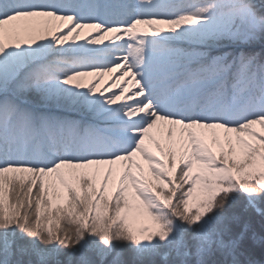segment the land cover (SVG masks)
<instances>
[{
    "label": "rangeland",
    "instance_id": "obj_1",
    "mask_svg": "<svg viewBox=\"0 0 264 264\" xmlns=\"http://www.w3.org/2000/svg\"><path fill=\"white\" fill-rule=\"evenodd\" d=\"M126 1L115 0L130 11L139 10L141 16L131 17L124 25L116 26L117 23L110 22L103 24L105 27L98 23L104 20L103 15L109 7L114 9V4L111 0H85L81 11L60 17L61 27L54 30L58 32L50 39L45 51H64L63 46L69 39L77 49L93 54L82 66L95 64V68L89 72L80 71L73 78L79 89L91 93L96 110L104 112L101 123L105 131L100 134H106L107 139L100 135L85 143L84 146L89 147L86 153L89 158L77 165L74 162L57 165L61 164L62 171L67 165L77 172L94 173L97 177L95 196L110 199L117 190H122L128 202L119 207L116 218L122 220L138 240V248L142 249L152 246L160 236L176 235L182 239L186 228L184 215L192 216L194 223L204 205L225 190L226 181L234 184L235 180L249 178L264 190V124L259 122L258 135L253 138L229 133L233 128L239 129L264 116V101L258 102L253 94L242 102L238 101L242 95L229 103L225 98L209 100L200 79L204 69L183 63L170 66L166 58L157 53L154 47L159 39L187 38L200 42L199 37L191 34V21L196 14V7L191 2L130 0V5H125ZM204 22L212 26L215 21L207 19ZM4 27L5 22L0 20L2 47L5 45L1 36ZM101 55L108 57L106 63ZM13 61L10 68L4 67L3 80L17 73L23 61L21 53ZM239 80L241 82L242 78ZM155 81L158 84L150 86ZM247 83H242L239 90L247 87ZM250 85L256 89L260 84L252 82ZM62 86L60 82L48 84L44 86L42 96L56 99ZM156 94L153 103L152 97ZM38 95L39 92L31 93L30 97L35 100ZM202 100L207 104L197 115L193 114ZM115 110L121 114H114ZM135 115L138 116L137 124L133 126L130 118ZM128 127L136 131L126 133L129 141L125 147L129 149L113 147L119 140H115L110 129L117 131ZM84 155L85 152L80 156ZM231 158L237 162L232 163ZM19 169L16 168L19 174H30L31 184L39 183L41 191L44 190L47 200L43 202L42 212L47 211L54 219L59 213L54 208L69 201L68 186L62 174L54 167L41 174L38 169ZM3 174L0 170L1 204L9 199L8 183ZM145 184L148 190L143 186ZM183 185H186L184 189ZM232 186L234 188L236 184ZM182 194L185 197H181ZM152 196L161 202L154 201L155 206H149ZM175 196L177 200L178 197L184 199L187 213L183 216L178 201L173 200ZM85 201L90 202L89 199ZM184 249L188 252L187 247Z\"/></svg>",
    "mask_w": 264,
    "mask_h": 264
},
{
    "label": "trees",
    "instance_id": "obj_2",
    "mask_svg": "<svg viewBox=\"0 0 264 264\" xmlns=\"http://www.w3.org/2000/svg\"><path fill=\"white\" fill-rule=\"evenodd\" d=\"M213 3L215 9L223 12V22L217 29H204L203 37L221 45L245 44L232 55L230 47L218 51L213 61H243L250 70L253 64L257 68L260 56L264 58V0ZM234 3L242 4L244 11L234 10ZM19 38L24 45L25 64L19 75L6 78L5 83L0 75V169H4L9 195L4 206L0 202V264L264 263V190L252 180H239L234 189L229 187L219 193L204 207L198 221L192 223L193 219L184 215L183 240L175 235L157 237L149 248H138V241L121 221L108 220L110 215L116 217L118 207L125 203L124 197L120 196L118 202L92 197L94 178L86 174L65 177L70 201L54 208L59 211L54 219L47 211L42 212L45 193L15 168L52 164V155H57L60 146L81 141L78 136L96 133L97 123L93 115L77 114L88 112L90 105L85 95L79 96L71 88L62 90L66 97L62 94L45 103L38 98V104L28 101L32 88L67 76L71 70L68 61L74 60L58 52L43 56L45 37L41 30L24 32ZM183 48L179 52L178 46L173 49L177 54H186L185 58L197 57L205 49L189 42ZM5 61L0 58V72ZM243 72L244 66L239 71L236 65L226 77L230 81ZM73 100L75 111L69 112ZM178 206L182 207L181 203ZM86 207L91 212L84 217ZM184 246L189 253L184 252Z\"/></svg>",
    "mask_w": 264,
    "mask_h": 264
},
{
    "label": "bare ground",
    "instance_id": "obj_3",
    "mask_svg": "<svg viewBox=\"0 0 264 264\" xmlns=\"http://www.w3.org/2000/svg\"><path fill=\"white\" fill-rule=\"evenodd\" d=\"M130 14H132V16L137 17V18L141 16V14L139 13V10H131ZM156 84H158V82L155 81V82L151 83L150 86H155ZM154 99H155V95L152 97L153 103L155 102ZM259 122L264 124V116L257 118L256 120H254L253 122H251L249 124L243 125V127H239V129L233 128V129L229 130V133H231L230 135L246 134V136H249V138H253L254 137L253 135H255V134H256V136L258 135V130L260 129ZM202 156H201V159H202ZM230 161L232 163L237 162V160L235 158L234 159L231 158ZM143 186L146 187V189L148 190L149 187L146 186V184ZM151 201L152 202L150 203L149 206H155L153 203L154 201L157 203L161 202V200L155 196L151 197Z\"/></svg>",
    "mask_w": 264,
    "mask_h": 264
}]
</instances>
